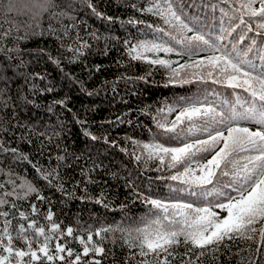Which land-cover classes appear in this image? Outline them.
<instances>
[{"label": "trees", "instance_id": "16d2710c", "mask_svg": "<svg viewBox=\"0 0 264 264\" xmlns=\"http://www.w3.org/2000/svg\"><path fill=\"white\" fill-rule=\"evenodd\" d=\"M170 3L192 31L182 29L171 16L167 17L171 23H165L157 14L154 5L166 8L165 0H47L48 10L38 19L33 18L32 0H0V236L6 245L10 234L16 250L28 251L31 243L40 259L25 256V264H76L77 255L79 264H140L145 259L158 264L156 257H142L138 247L130 246L138 243L136 229L159 214L148 201L208 206L221 198L199 193L217 189L237 195L224 187L233 179L231 165L226 169L229 176L218 171L204 188L170 178L185 166L197 170L198 162H205L211 153L169 167L170 157L161 164L155 156L149 158L143 146L178 147L206 139V132L187 131L192 124L200 128L203 120H185L175 132L159 127L170 128L191 101L223 107L225 100L235 104L237 96L250 99L243 89L214 83L217 72L210 78L206 67L181 66L223 52L235 55V47L236 52L247 53L243 58L252 62L258 75L264 72V29L247 15L241 24L240 13L235 12L240 0ZM197 34L212 47L189 42ZM151 42L174 50L145 52L138 47ZM137 51L142 58H134ZM155 59L167 60L171 67L149 62ZM170 107L175 110L169 112ZM240 124L264 128L254 121ZM27 184L35 191L25 195L21 185ZM39 228H44V236ZM21 229L28 242L17 238ZM253 235L251 240L226 239L218 248L181 244L167 260L170 264H264V243L258 233ZM45 237L50 238L49 254L56 257L51 262L39 253ZM56 244L65 251L56 252ZM96 247L104 251L97 253ZM7 255L0 248V256ZM164 258L161 254L159 260ZM11 260L16 264L14 255Z\"/></svg>", "mask_w": 264, "mask_h": 264}, {"label": "snow or ice", "instance_id": "6c2138e0", "mask_svg": "<svg viewBox=\"0 0 264 264\" xmlns=\"http://www.w3.org/2000/svg\"><path fill=\"white\" fill-rule=\"evenodd\" d=\"M224 2L227 3L228 0H224ZM165 3L167 4L166 8L160 7L159 4L154 5L157 14L165 19V23H171L167 19L168 16H171L180 23L182 29L192 31L176 15L170 0H165ZM32 8L35 9L33 18L38 19L48 10L47 0H32ZM147 10L153 11V8ZM235 12L240 13L241 24L246 23L243 17L247 15L253 18L257 28L264 29V0H240L239 7L235 8ZM247 27L249 31L252 30L251 24H248ZM158 31L163 32V29H158ZM3 35L8 36L9 33L5 32ZM191 40L200 41L212 47L204 35L197 34L190 38L189 42ZM176 42L182 44L184 41L177 40ZM253 44H255V40H253ZM138 47L145 52H171L174 50L172 47L165 46L164 43L155 42L141 43ZM215 51H220V49L217 48ZM248 51H251V48ZM233 52L235 55L223 52L221 55L209 56L206 61L200 60L192 65H182L181 67H196L198 69L206 67L209 69L207 75L210 78L213 72H217L218 76L213 80L214 83H223L232 89H243L249 94L250 99L242 101L237 96L235 104L225 100L222 102L223 107L213 102L191 101L180 109L170 128L164 124H160L159 127L165 128L168 132H175L178 123L183 124L185 120L189 122L203 120V125L200 128L192 124L187 131L189 133L206 132L208 133L206 139H195L178 147H165L160 143L143 146L147 150L149 158L155 156L161 164L165 162V157H170L169 167L190 163L198 154L211 153L210 158H207L205 162H198L197 170L185 166L182 172L170 178L189 186L204 188L213 183V178L218 171L224 176H229L226 169L231 165L233 179L230 184H226L224 187L231 188L232 192L237 194L233 196L217 189L199 193L205 198L213 194L221 198L208 206H194L192 203L183 202L164 203L156 199L148 201L158 210L159 214H156L143 228L136 229L138 236L134 239L138 243L130 244V246L138 247L139 255L142 257L150 255L156 257L158 264H170L167 257L173 256L175 247L181 244L185 246L190 244L192 248L199 249L218 248L226 239L251 240L254 238L253 234L257 233L260 241L264 243V128L253 130L240 124V121H254L264 125V72L258 75L254 74L252 62L243 58L247 56V53L236 52L235 47H233ZM142 55V52L137 51L134 58L140 59ZM149 62L171 67L170 62L163 59ZM243 65H247V69ZM173 73L179 74L176 69H173ZM200 79L203 80V76ZM181 82L188 83L190 81L183 80ZM168 110L171 112L175 109L170 107ZM12 151L15 152V149ZM241 153L245 155L241 156ZM21 187L25 189V195L35 191L31 184L21 185ZM192 194L197 195L195 192ZM215 209H220L226 215L221 216ZM49 219H51V215H49ZM29 227H34V225H29ZM53 230H55V226H53ZM4 231L7 234V229ZM37 231L39 235L44 236V228H39ZM68 232L71 234V229H68ZM17 238L28 242L27 237L23 234V229L18 233ZM49 239V237H45L43 245L39 248V253H42L47 261L51 262L56 257L49 254ZM91 239L92 237L89 236L88 240L91 241ZM3 241L4 237L0 236V248L8 255L0 256V264H12L11 257L13 255L17 258L16 264H25L23 260L25 256H30L31 261L40 259L37 251L32 250L30 242H28L29 250L23 251L14 249L13 237L10 234H7L6 245ZM80 242L84 243L83 240ZM192 248H188V251L191 252ZM64 251V247L56 244V252ZM94 251L102 253L104 249L96 247ZM88 253L89 248L85 246L83 254L87 256ZM161 254H164L165 257L163 261L159 260ZM203 254V252L200 253V255ZM68 255H72L71 250H68ZM59 259L63 260L64 257L60 256ZM75 259L76 264H79L80 256L77 255ZM96 264H99V261H96ZM140 264H149V261L145 259Z\"/></svg>", "mask_w": 264, "mask_h": 264}]
</instances>
